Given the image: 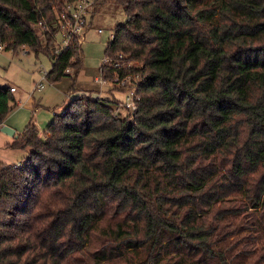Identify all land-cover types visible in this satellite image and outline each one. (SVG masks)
I'll return each instance as SVG.
<instances>
[{
  "label": "trees",
  "instance_id": "16d2710c",
  "mask_svg": "<svg viewBox=\"0 0 264 264\" xmlns=\"http://www.w3.org/2000/svg\"><path fill=\"white\" fill-rule=\"evenodd\" d=\"M73 1L0 0V40L48 56L52 84L84 69L78 42L55 53ZM114 1L105 56L138 63V110L88 92L16 137L0 264H264V0ZM16 107L0 87V127Z\"/></svg>",
  "mask_w": 264,
  "mask_h": 264
},
{
  "label": "rangeland",
  "instance_id": "374dc122",
  "mask_svg": "<svg viewBox=\"0 0 264 264\" xmlns=\"http://www.w3.org/2000/svg\"><path fill=\"white\" fill-rule=\"evenodd\" d=\"M96 10L97 12L94 13ZM93 13L94 18L90 22ZM93 13L89 17V27L83 43L78 42L82 46L84 69L79 73L76 82L69 77L55 84L46 80L45 74L52 69L51 60L46 55L36 57L27 48H20L17 51L13 48L0 53V87H15L18 90L14 94L17 107L5 119L17 136L23 134L30 123H33L43 135L54 120L55 113L61 114L79 92L80 96L95 92L94 98L100 97L110 101L113 100V95H116L123 101L125 93L118 91V88L115 89V86L102 87L97 79L102 75L107 44L112 39L114 29L127 21L126 13L114 0L97 2ZM35 30L44 39L45 29L37 26ZM99 30L102 32L100 33ZM59 39L60 37L57 36L58 41ZM77 72L78 68H74L69 70L68 74L71 78H75ZM39 83H42L41 87ZM73 87L75 92H71ZM119 114L127 115L123 110H120ZM3 134L8 138L9 143L0 140V161L10 166L26 164L31 149L10 147L15 141L14 137ZM1 135L0 133V137Z\"/></svg>",
  "mask_w": 264,
  "mask_h": 264
},
{
  "label": "built area",
  "instance_id": "2783aa9c",
  "mask_svg": "<svg viewBox=\"0 0 264 264\" xmlns=\"http://www.w3.org/2000/svg\"><path fill=\"white\" fill-rule=\"evenodd\" d=\"M104 1L106 0H74L66 6L60 16L59 28L55 36L57 44L55 53L57 55L70 48L74 41L83 43L89 27L90 15L95 10L97 2ZM99 32L101 33L102 30H99ZM57 36L60 37L59 41ZM6 50L7 45L0 40V53ZM107 66L115 71L114 76L110 78L108 77ZM136 68H138V63L128 61L123 54H119L118 58L113 61L110 58H105L101 70L102 75L97 81L102 87L115 86V89L118 88V91L125 93L123 101L118 102V112L123 110L126 114H135L138 110L139 97L137 89L142 80V75L138 71L139 69ZM41 86L42 83H39V87ZM16 90L15 87H11V92L14 93Z\"/></svg>",
  "mask_w": 264,
  "mask_h": 264
},
{
  "label": "crops",
  "instance_id": "0c3cea01",
  "mask_svg": "<svg viewBox=\"0 0 264 264\" xmlns=\"http://www.w3.org/2000/svg\"><path fill=\"white\" fill-rule=\"evenodd\" d=\"M97 12V10L94 12V13H96ZM94 13H93V15L91 16V19H90V22H92L93 21V18H94ZM18 92V90H16V92H14L13 94H15V93H17ZM85 92H88V91H85ZM82 93H84V92H82ZM95 93V92H94ZM80 92H79V94H77V95H75L72 99H74V98H77V97H79L80 96ZM71 99V100H72ZM10 125L6 122V121H4V123L2 124V126L0 127V133L2 134L1 135V137H0V140L2 141V142H7V143H9L8 141L9 140H7L8 138L3 134V132H2V128H4V127H8V128H10L11 130H12V127L10 126ZM14 131V130H13ZM4 137H6V138H4ZM12 137H14V140L16 139V137H17V133L14 131V135L12 136ZM20 166L22 165V164H19Z\"/></svg>",
  "mask_w": 264,
  "mask_h": 264
},
{
  "label": "water",
  "instance_id": "95a60500",
  "mask_svg": "<svg viewBox=\"0 0 264 264\" xmlns=\"http://www.w3.org/2000/svg\"><path fill=\"white\" fill-rule=\"evenodd\" d=\"M2 132L5 133V134H7V135H10V136H13L14 135V131L11 130L10 128H8V127L2 128Z\"/></svg>",
  "mask_w": 264,
  "mask_h": 264
}]
</instances>
